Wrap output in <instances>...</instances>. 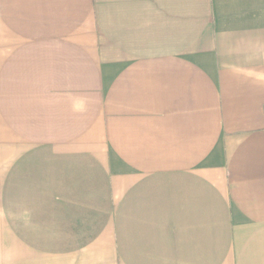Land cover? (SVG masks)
Listing matches in <instances>:
<instances>
[{
    "label": "crops",
    "instance_id": "0c3cea01",
    "mask_svg": "<svg viewBox=\"0 0 264 264\" xmlns=\"http://www.w3.org/2000/svg\"><path fill=\"white\" fill-rule=\"evenodd\" d=\"M0 264H264V0H0Z\"/></svg>",
    "mask_w": 264,
    "mask_h": 264
}]
</instances>
